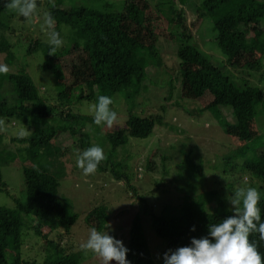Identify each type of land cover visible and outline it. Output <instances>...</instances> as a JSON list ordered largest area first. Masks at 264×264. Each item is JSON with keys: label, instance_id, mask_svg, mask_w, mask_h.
I'll return each mask as SVG.
<instances>
[{"label": "trees", "instance_id": "16d2710c", "mask_svg": "<svg viewBox=\"0 0 264 264\" xmlns=\"http://www.w3.org/2000/svg\"><path fill=\"white\" fill-rule=\"evenodd\" d=\"M71 1L70 7H64V0H37L39 19H33L37 22L30 26L31 39L24 47L27 53L42 50L43 68L53 73V82L59 86V90L52 94L54 102L34 93L36 85L29 72L11 70L7 75L0 74V117L7 118V121H24L29 129L26 137L18 135L10 139L16 147L14 152L18 155L4 158L5 152L0 151V161L4 159L7 162L17 158L18 164L30 163L23 167L24 197H16L13 207L0 205V264H83L88 256L97 258L91 251L87 254L82 250L67 253L62 243V234L50 236L42 230L43 226H47L50 231L62 228L70 236L73 226L80 218V214L68 208L60 195V177L69 176L65 159L69 154L67 146L65 145V150L52 155H48L46 151L58 144L62 132L76 136L72 148H79V152L92 146H99L104 150L106 159L97 169L110 170L116 178L124 180L130 190L129 195L135 193L140 197L139 208L151 219V226L157 235L166 241L163 255L169 250L191 246L193 238L212 239L209 236V225L220 223L224 218L234 215L229 197L244 186L234 178L236 173L244 174L243 179L247 178L251 186L260 191L259 207L261 222H264V146L253 148L247 144L245 147L246 143L255 138V117L264 111V89L259 83L250 81V77L257 78L256 74L264 76V33L262 36L260 32L250 36L256 30V24L262 22L264 25V0H202L196 5L199 17L213 18L216 31L213 43L226 54L227 60L214 58L210 52L200 47L187 23L184 8L187 0H179V4L183 5L180 9L165 6L167 0L155 1L153 4L155 8L157 6L159 13L167 15V28L170 29L173 25L176 27L172 33L173 39L168 40L175 44L178 69L167 73L164 68L169 78L161 80L151 79L148 71L150 66L160 69L164 59L160 40L158 41L161 33L154 30L153 18L147 15L145 7L135 1L128 4L129 0H121L123 3H119L120 5L116 0H99L101 3L97 5ZM7 2L8 0H0V53L5 64L10 66L15 61L12 50L14 44L8 37L18 34V30L11 27L10 22L17 17L22 20L25 18L8 10L5 6ZM176 2L174 0V4ZM114 3L119 9H112ZM153 4L149 5L152 7ZM45 12L52 14L56 22L55 30L64 41L55 55L48 54L53 46L48 42L47 32L41 30ZM72 48L81 49L86 55L87 63L78 74L69 76L64 70L62 58L71 54ZM246 52L254 59L241 63ZM191 67L195 68V72L190 70ZM240 68H244L246 75H239L234 71ZM201 70L203 73L199 74L198 71ZM183 81L187 84L189 97L202 98L207 93L210 94L212 100L205 106H200L198 111H211L220 125L230 135H235L241 148L232 150L234 153L226 156L220 163L222 176L214 180V187L204 193L187 194V201L177 205V212L168 213L166 208L156 211L153 205L145 204L146 196L140 194V190L131 183L127 174L129 165L126 162L132 153V138L152 136L156 125L162 124L164 119L162 113L141 114L146 109H136V105L141 106L139 97L147 91L150 95L154 93L155 89L150 91L149 83L153 86L155 83L157 90L167 88V95L160 106V110H164L167 102H171L175 95H181L179 85ZM102 95L113 99L110 107L114 111L118 96L129 106L126 122L118 127H111L112 130L105 133V143L97 140L99 134L92 137L90 130L76 124L78 119L93 122L97 128L95 132L99 133L100 125L94 123V115H75L70 106L75 99L98 102V97ZM149 98L151 99L147 97ZM193 98L192 100H197ZM55 112L74 122L65 127L57 126L52 121ZM77 134L80 136L77 137ZM3 140L4 135L2 137L0 134V147ZM95 141L100 143L96 144ZM180 152L185 155L181 163L184 165L182 169L187 164H192L195 171L204 170L202 161L199 165L192 163L191 150L188 154L184 149ZM40 155L45 156L40 160ZM168 156L162 155L163 172L168 170ZM49 158L53 161H49ZM137 176H142L141 167L137 169ZM0 181V190L9 192L8 183L3 180L1 171ZM180 194L184 198V192ZM212 202L215 206L211 205ZM90 215L93 221H88L89 225L101 232L113 216L110 215L107 204L95 207ZM26 225L44 239V244L53 248L54 253L49 259L38 263L23 256ZM193 227L195 231L192 230ZM108 234L116 238L115 230ZM250 241L257 244L264 257V241L259 239L257 232L251 233ZM124 246L129 249L127 260L130 264H157L144 230L137 222L130 227ZM111 264H115L114 261Z\"/></svg>", "mask_w": 264, "mask_h": 264}, {"label": "rangeland", "instance_id": "374dc122", "mask_svg": "<svg viewBox=\"0 0 264 264\" xmlns=\"http://www.w3.org/2000/svg\"><path fill=\"white\" fill-rule=\"evenodd\" d=\"M78 1L95 5L101 3L99 0H96V3H94L95 0ZM120 1L121 0H116L118 5L123 3ZM133 1L145 7L147 15L153 18L152 26H154V30L161 33L159 34L158 41L160 40L159 43L162 48L164 64L160 69L150 66L148 69L149 75L151 79L161 80L169 78L167 73H173L178 69L175 44L169 43L168 40V38L173 39L174 36L172 33L176 30V27L173 25L170 29L167 28V25H169L166 19L167 15L165 13V16L160 14L157 6L155 8L153 4L155 1L158 2L159 0H129L128 4H131ZM167 1H165V6L168 5L169 8L175 6L176 9H180V7L183 6L179 4V0H177L178 4L177 2L174 4V0ZM201 1L202 0H187L184 6L188 17L187 23L190 25L195 39L198 40L200 47L204 51L210 52V55L214 58L217 57L219 60H227L226 54L221 52L218 48L219 46L213 43V41L215 42L214 39L216 36L213 18L210 16H205L204 18L198 16L196 5ZM71 3V0H64L62 5L64 7H70ZM150 3L153 4L152 7L149 5ZM118 5L114 3L112 9H119ZM35 22L37 21L33 20L29 22L19 17L16 19L14 18L12 22H10L11 27L18 30V34L8 37L14 44L12 50L14 53L13 59L15 60L14 64H11L9 68L12 71L14 70V72L18 70L29 72L36 85L34 93L44 96L47 100L54 102L52 100V94L54 91L59 90V86L56 82H53V73L43 68L44 56L42 50L27 53L24 48L31 39L29 32L30 26ZM255 28L256 30H253L250 36L258 32L262 33V36L264 33V25L262 22L256 24ZM218 32L219 31H217V33ZM210 47L213 49L210 50ZM71 50L73 51L71 54L62 58L64 70L69 76L78 74L82 66L87 63L86 55L81 49L72 48ZM253 59L252 55L246 52L243 59H241V61L243 60L241 63ZM262 61L264 63V57ZM0 63H6L2 53H0ZM164 68H166L167 73L164 71ZM244 68L234 71L239 75H246V71H243ZM190 70L195 72V68L193 67H191ZM262 72H264V70ZM198 73L202 74L203 70L198 71ZM256 76L257 78L250 77V81L259 83L264 89V76L259 77L260 74H256ZM154 82L157 81L154 80ZM153 84L154 86L152 83H149L150 91L155 89L154 93L151 94L152 96L149 91L145 92L143 96H140L138 101L141 102V106L136 105V109L138 111H141L142 108L146 109L143 110L141 114H151L153 112L162 113L164 119L162 124L156 125L152 136L148 138H132L134 143L131 142L130 146H132V153L126 162V165H129L127 174L131 179V183L140 190V194L146 196L145 204L150 206L153 205L156 211L166 208L165 210L168 213H174L178 210L177 205L187 201V194L191 193V195H196L204 193L207 189L216 185L214 180L222 176L221 170L219 169V167H221L220 163L223 162L226 156H230L234 153L232 150L241 148V145L237 142L238 140L235 138V135H230L220 125L211 111H198L200 106H205L212 100L209 93L202 98L189 97L187 84L183 81L179 85L181 95H175L171 102H167V107L164 108V110H160V106L163 105V99L167 95V88L157 90V85H155V83ZM11 95L12 93H10V96ZM147 97H151V99H147ZM192 98L197 100L194 101ZM116 100L117 102H115L116 106L114 108L117 112L118 123L114 124L113 127L123 125L128 118L129 106L125 105V101L119 96L116 97ZM71 103L70 106L75 115L89 116L94 115L93 106L97 101L75 99V101H71ZM224 113L226 114V112ZM0 121H3V125L0 126V134H2V137L4 135V143L1 145L0 151L5 152L3 154L4 158L16 154L18 155L17 152H14L16 147L10 139L14 136H18V132L21 129H26L29 132L28 124L17 119H10L7 121L5 117H0ZM52 121L59 127H65L74 122V120L63 118L61 114L57 112L54 113ZM254 122V128H256L255 138L249 143H246L245 147H247V144L253 148L264 146V111H261L255 117ZM76 124L84 129L90 130L93 133L91 135L92 137L99 134V137H96L97 140H102L101 142L104 143L106 140L105 133L108 130H112V128L102 124L100 125V132L96 133L95 131L97 128L93 125V122L78 119ZM79 136L80 134H77V137ZM73 140H76V136L62 132L58 139V144L46 151L48 155H52L56 152L65 150V145L67 146V152L69 154L65 156V159L68 164L69 176L60 177V195L68 208L80 214V218L73 226L70 236H68L62 228L50 231L47 226L42 227L44 233H49L50 236L62 234V243L63 246L66 247L67 253L81 250L80 244L87 241L90 229L93 228L88 222L93 221V217L90 215L91 210L99 205L107 204L108 211H110V215L113 214V216L110 222L107 223L104 231L110 233L111 230H115L116 239L126 244L128 240V231L132 224L137 222L144 230L156 263L164 264V255L162 253L166 247V241L157 235L154 227L151 226V219L139 208L140 197L135 195V193H133V195L131 194L132 196L129 195L128 192L130 190L124 180L116 178L110 170L97 169L95 174L85 176L83 170L76 166L77 151L79 152L80 149L72 148ZM94 143L98 144L100 142L95 141ZM182 149H184L187 154L189 150H191L193 164L199 165V162L202 161L204 166L202 172H197L192 169V164H187L182 169L183 164L181 165V163L185 158L184 153L180 152ZM117 154L119 155V153ZM164 154L169 155L168 163L166 162L168 170L165 172H163L164 163L162 160V155ZM43 156L45 155H40L39 159L41 160ZM49 161H53V159L49 158ZM0 162H2L0 164V171L3 180L8 183L9 187V192L0 190V205L13 207L16 197H24V192L22 191V186L24 185L23 167L30 163L19 162L18 164L17 158L15 160L12 158L7 162L1 159ZM139 167H141V177L137 176V169ZM243 177L244 174L242 173L241 175L236 173L234 176L241 185H243ZM248 184L251 186V182L248 181ZM221 186L222 185H220V187ZM181 192H184V198L182 194H180ZM230 192L231 190L228 191V193ZM231 195H233V193H231ZM211 205L215 206L214 202H212ZM138 218L139 220H137ZM53 253V248L44 244V239L36 234L33 228H30L28 225L24 226L22 254L25 258L36 260L40 263L45 259H49ZM114 263L116 264L115 261ZM83 264H101V261L98 257L93 258L92 256H88L85 258Z\"/></svg>", "mask_w": 264, "mask_h": 264}, {"label": "clouds", "instance_id": "9594fccd", "mask_svg": "<svg viewBox=\"0 0 264 264\" xmlns=\"http://www.w3.org/2000/svg\"><path fill=\"white\" fill-rule=\"evenodd\" d=\"M6 8L18 13L25 20L32 22L39 19L37 0H8ZM55 7V5H52ZM55 20L50 12H45L41 30L47 32L51 48L49 55H55L64 41L60 33L55 30ZM11 69L8 65L0 63V74L7 75ZM113 99L108 96H99L98 102L93 106L94 123L106 124L111 128L118 123L117 112L110 107ZM3 121H0V126ZM19 137L28 135V130L21 129ZM106 159L104 150L99 146H92L83 152L77 151L76 166L83 170L85 176L95 174L98 165ZM243 185L229 197L234 215L224 218L222 222L209 225V236L193 238L191 246L179 247L175 251L169 250L164 254V264H264L257 244L250 241L253 232L259 234L264 241V222H261V209L259 207L261 193L257 187L250 186L247 178ZM195 231V227L192 229ZM214 240V242H213ZM82 251L87 254L91 251L101 261V264H130L127 260V249L121 240L101 232L96 228L90 229L86 242L80 244Z\"/></svg>", "mask_w": 264, "mask_h": 264}]
</instances>
